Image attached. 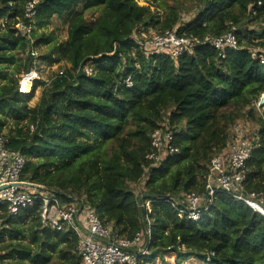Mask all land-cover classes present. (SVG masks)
Returning <instances> with one entry per match:
<instances>
[{"label": "trees", "instance_id": "trees-1", "mask_svg": "<svg viewBox=\"0 0 264 264\" xmlns=\"http://www.w3.org/2000/svg\"><path fill=\"white\" fill-rule=\"evenodd\" d=\"M28 1L0 0V134L8 127L10 149L27 158L22 181L51 188L64 202L69 194L81 198L126 238L142 231L148 216L149 254L139 264L168 252L177 264L190 257L205 264H264V219L228 192L216 191L198 220L159 198L205 195L210 161L242 119L258 125L246 187L264 191V113L253 108L264 91V27L246 24H264V0H197L202 8L183 24L175 5L164 9L157 0H40L35 45L51 43L56 37L43 29L63 17L67 39L53 62L64 59L71 69L43 89L35 107L29 102L45 82L36 79L30 93L19 91L20 75L34 59L30 39L16 28ZM96 8L98 16L89 21L86 11ZM231 22L239 46L225 57L202 42L177 58L147 53L133 38L138 26L152 25L203 39L224 34ZM88 63L93 75L83 71ZM166 120L180 152L151 166L150 134ZM145 174L146 190L138 195L129 185ZM41 210L40 200L16 215L0 204V264H80L77 234L44 224Z\"/></svg>", "mask_w": 264, "mask_h": 264}, {"label": "built area", "instance_id": "built-area-1", "mask_svg": "<svg viewBox=\"0 0 264 264\" xmlns=\"http://www.w3.org/2000/svg\"><path fill=\"white\" fill-rule=\"evenodd\" d=\"M40 0H30L26 4L23 20L16 23L18 33L27 35L30 39L31 55L36 56V48L33 33L35 31L34 18L37 12L36 6ZM261 5V2H259ZM256 13V10H253ZM237 25L229 24V29L220 36L207 35L203 39L179 34L177 28L165 29L153 34L148 39L139 42L147 53L167 52L177 58L185 51H190L196 44L208 43L221 51L225 57L226 50L238 48L239 41L236 34ZM258 49H254L256 52ZM256 54V53H254ZM264 63V54L261 55ZM32 66L29 72L20 75L19 91L30 93L36 79L45 82V87L57 77H66V72H60L52 79H45L37 75ZM79 71V70H78ZM87 75H93L94 66L90 63L83 67ZM128 84L132 83L128 81ZM253 108L259 114L264 113V91L253 102ZM243 121V122H242ZM235 124L234 132L230 133L227 146L215 153L209 164L207 176V192L205 195L182 193L181 198L172 200L169 193L164 198L178 205L181 214L188 218L198 220L203 211L208 209L213 202L218 190H224L231 194L237 201L246 204L254 213L264 219V191H249L246 187L249 168L248 161L254 148L257 134L251 137L244 131V121ZM35 125H30V130H35ZM248 132L249 129H246ZM257 133V131H256ZM175 133L166 120L161 126L150 134L151 149L146 158L152 165H159L166 157L180 152L174 140ZM10 138L6 134H0V204L7 205L11 214L16 215L21 210L33 207L36 200L42 202L41 219L44 224L52 228L73 230L78 237L77 252L80 256V264H139V257L149 254L151 219L147 216V224L142 231L133 238L120 236L112 224L105 223L96 212V209L86 204L81 198L69 194L65 202L51 188H41L37 185L22 181L21 176L26 167L27 158L21 152L10 149ZM29 184L35 185L30 186ZM150 212V200L145 203ZM214 253L208 254V260Z\"/></svg>", "mask_w": 264, "mask_h": 264}, {"label": "rangeland", "instance_id": "rangeland-1", "mask_svg": "<svg viewBox=\"0 0 264 264\" xmlns=\"http://www.w3.org/2000/svg\"><path fill=\"white\" fill-rule=\"evenodd\" d=\"M156 4H158L161 8L164 9L166 8V6L175 5L180 13V20H179L180 24L192 20L195 17V15L198 13V11L202 8V4L199 3L197 0H157ZM99 11H100L99 8L86 11L87 19L91 21L94 18H96L99 14ZM0 22H2V19H0ZM246 24L247 26H249L250 29H259L260 27H264V24H261L259 22H248ZM162 30L163 29H161L160 26L149 25L148 27H144L143 25H140L136 28V32L133 38L139 42H142L148 39L149 37H151L153 34ZM40 31L41 30L38 29L36 30L37 33H39ZM43 31L45 33H53L56 38L49 44H43L40 46H36V48H34L36 52V56H34L33 59V65H34L33 70L36 71L37 75L45 79H52L55 75L59 74L60 72L63 71L66 72L71 69V64L64 59H60V61L58 62H53L54 59L59 57L57 53L59 44L67 39V23L63 17L54 16L51 24H49L46 28H44ZM46 55L47 58L43 59L42 56H46ZM18 56L25 59V56L23 55L18 54ZM46 87L41 86L36 90L35 96L29 102V105L31 107H35L40 103L43 94V89ZM242 120H240L237 124L243 125V123H240ZM234 127L230 129V133L231 131L234 132ZM246 129H249V131L247 132ZM257 129H258V125L256 123L251 121L250 122L244 121V131L251 137H254L257 134L256 133ZM7 131H8V127H5L2 133L6 134ZM151 166H157V165L151 164ZM146 171H148V169H146ZM146 180H147V174H145L139 182L130 183L129 186L136 194L140 195L146 190V185H145ZM29 241H30L29 239L24 240V242L26 243H29ZM201 262L202 261H200L197 258L190 257L181 264H205L204 262L202 263ZM153 264H177V261L175 259V254L173 252H168L165 253L163 257L156 259Z\"/></svg>", "mask_w": 264, "mask_h": 264}, {"label": "water", "instance_id": "water-1", "mask_svg": "<svg viewBox=\"0 0 264 264\" xmlns=\"http://www.w3.org/2000/svg\"><path fill=\"white\" fill-rule=\"evenodd\" d=\"M30 186H35V185H32V184H29Z\"/></svg>", "mask_w": 264, "mask_h": 264}, {"label": "crops", "instance_id": "crops-1", "mask_svg": "<svg viewBox=\"0 0 264 264\" xmlns=\"http://www.w3.org/2000/svg\"><path fill=\"white\" fill-rule=\"evenodd\" d=\"M192 258V257H191ZM202 263V262H201Z\"/></svg>", "mask_w": 264, "mask_h": 264}]
</instances>
